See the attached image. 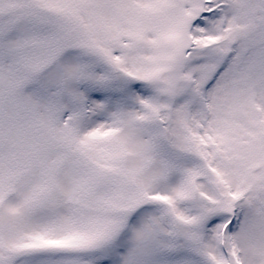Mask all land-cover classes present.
<instances>
[{
    "label": "snow or ice",
    "instance_id": "obj_1",
    "mask_svg": "<svg viewBox=\"0 0 264 264\" xmlns=\"http://www.w3.org/2000/svg\"><path fill=\"white\" fill-rule=\"evenodd\" d=\"M0 264H264V0H0Z\"/></svg>",
    "mask_w": 264,
    "mask_h": 264
}]
</instances>
